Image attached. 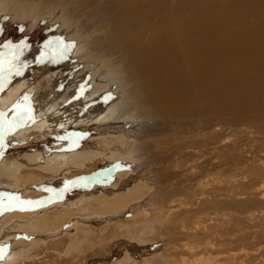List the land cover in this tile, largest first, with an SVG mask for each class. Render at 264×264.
<instances>
[{"label":"rangeland","instance_id":"1","mask_svg":"<svg viewBox=\"0 0 264 264\" xmlns=\"http://www.w3.org/2000/svg\"><path fill=\"white\" fill-rule=\"evenodd\" d=\"M3 1L0 89L27 82L40 113L84 101L91 121L20 139L0 123V163L87 157L44 183L40 175L0 192V264H264V100L246 112L203 111L195 98L175 108L133 58L180 39L184 47L191 14L211 24L216 10L236 9L244 33L264 35V23L252 24L264 21V0ZM29 3H50V12ZM174 30L179 37H169ZM99 106L115 119L96 120Z\"/></svg>","mask_w":264,"mask_h":264},{"label":"bare ground","instance_id":"2","mask_svg":"<svg viewBox=\"0 0 264 264\" xmlns=\"http://www.w3.org/2000/svg\"><path fill=\"white\" fill-rule=\"evenodd\" d=\"M237 1L243 2V0ZM256 1L257 0H247L248 3H255ZM260 1L263 0L257 2L262 4ZM27 6L33 7L35 11L38 10L42 12V15L50 12L48 11V9H50V3H40L37 7L29 3ZM215 8H217L216 5L212 9ZM216 11L217 14H213L211 24L206 23V18H202L206 19V21H201L192 14L181 23V36L184 37L185 35L184 47H182V43L178 48V44L180 41L182 42L179 38L180 40L176 45L172 43L168 45L167 43V46L163 47L161 53L154 49L147 50L144 53L136 51L133 54V58L135 65L141 68L140 77L143 80L145 76L151 77L152 87L156 89L157 86L159 90L160 97L158 99L166 103L171 102L170 105L175 108L185 107L190 103L191 98L197 99L203 107V111H208L210 109L211 112L216 111L218 113H224L228 110L234 111V107L242 106L241 111L246 112V110L252 109V107L260 108L257 106H260V102L264 100V35L255 33L252 26L251 30L248 27L247 33H244L241 27H239L240 20H233L236 16L233 14L236 9L228 11L226 17L220 16L219 11ZM212 12L215 11L212 10ZM1 13L3 14L2 10ZM41 18L43 19L44 17L41 16ZM45 18L46 19L43 20H50L48 16ZM247 21L249 20L245 21L248 24ZM164 22H166V20ZM263 23V20H257L252 24L255 30H257V26ZM262 26H264V24L261 25V27ZM201 27H203V29ZM222 27L223 32H221ZM261 31L263 30L261 29ZM180 32L174 30L172 33H169V37L176 38V36H178L177 33ZM169 37L167 36V39H169ZM138 43L140 44V42ZM126 44L132 45L133 42H127ZM118 47L122 48L120 44ZM95 52L100 54V56L102 54L101 51L96 50ZM94 65L96 64L94 63ZM159 66L161 68H159ZM100 67L98 68L100 69ZM110 69L113 70V67ZM151 73L158 77L153 78ZM31 96L32 87L29 86L27 82H19L11 87L0 89V123L12 126L16 128L15 130L18 129L17 138L19 137V139L20 137H28L30 135L64 129L72 125L77 119L79 120L77 123L83 119L91 121L89 114L85 112L87 108L84 109L86 107L84 101H80L72 110L62 111L60 108H56L55 110H48L47 113H40V110H33L35 101ZM256 102L257 106L255 105ZM100 108L101 110L103 109L102 106H99L96 110L98 111ZM96 115V120L99 121L113 120L116 116V110L114 108L109 110L103 109ZM53 153L44 152L32 154L27 158L25 164L20 161L10 164L7 162L0 163V192L6 190L10 191V193L14 190L16 192L21 186L26 187L27 184L40 182L42 179L40 175L43 176V179L45 177V181H43V179L41 181V183H44L54 178L59 172L61 173L62 170L68 169L72 163L77 164V161H75L76 158L78 161L82 162L87 158L84 154H75L71 156V158H68L67 156ZM26 166L30 168L29 170L31 172L25 168ZM31 168L36 169L37 172H32ZM52 217L54 219H60L62 215L58 214ZM41 222H35L33 224L31 227L33 231L42 228ZM49 223H51L50 219H48V224ZM47 225L44 227L45 229L51 228L52 226L50 225V227H47ZM24 228L27 227L25 226ZM2 262V264H11L12 260L6 258L2 260Z\"/></svg>","mask_w":264,"mask_h":264}]
</instances>
